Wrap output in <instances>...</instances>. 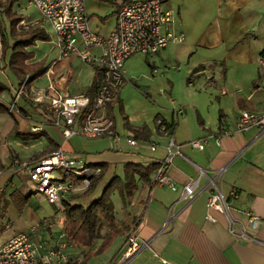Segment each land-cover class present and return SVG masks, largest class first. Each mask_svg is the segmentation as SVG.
<instances>
[{"label": "crops", "instance_id": "1", "mask_svg": "<svg viewBox=\"0 0 264 264\" xmlns=\"http://www.w3.org/2000/svg\"><path fill=\"white\" fill-rule=\"evenodd\" d=\"M126 1L87 0L90 27L108 34ZM165 7L173 11L175 30L184 39L153 55L135 54L144 56L146 65L138 58L131 63L134 77H125L108 107L116 137H66L50 122L44 105L32 100H46L52 84L69 96L93 94L101 76L97 68L76 55L61 56L49 37L27 47L32 56L12 66L7 49L0 64V102L4 91L13 93L28 77L18 101H28L35 112L18 103V112H9L12 123L0 140V173L24 177L22 162L40 160L57 148L101 167L89 194L75 191L67 199L91 203L102 181L104 186L111 182L110 216H100L91 246H79L94 253L83 264H264V130L253 126L221 134L218 144L212 137L222 128L232 131L240 110L264 112V72L257 60L264 50V0H167ZM16 11L25 24L36 19ZM35 125L39 131H32ZM130 137L135 145L127 141ZM195 139H203V149L191 145ZM169 141L179 149L166 169L175 189L155 183ZM191 179H196L195 196L189 200L181 189ZM214 187L229 203L227 214L206 206ZM36 206L37 199L29 197L23 213L44 228L40 239L45 244L61 245L68 238L63 214L62 227L54 233V218L39 217L33 211ZM248 212L258 218L254 228L247 226ZM207 213L213 219L206 218ZM229 217L237 229L247 226L249 237L232 235ZM112 230L111 242L101 248ZM133 235L143 246L117 262L122 245Z\"/></svg>", "mask_w": 264, "mask_h": 264}, {"label": "built area", "instance_id": "2", "mask_svg": "<svg viewBox=\"0 0 264 264\" xmlns=\"http://www.w3.org/2000/svg\"><path fill=\"white\" fill-rule=\"evenodd\" d=\"M40 14V19L54 32V43L61 56L76 55L83 62L95 67L100 72V81L93 94L69 96L61 86L49 85L46 100L33 97V102L43 104L50 113V122L62 130L64 136L74 134L86 138L113 135V118L108 114V107L117 98L119 88L125 79V60L135 54L153 55L171 42H181L182 33L175 30V16L165 7L167 0H127L116 11L115 25L104 35L93 30L88 21L85 3L87 0H28ZM24 24V21H21ZM42 23L40 26L42 27ZM44 26V25H43ZM43 28V27H42ZM94 49H99L97 53ZM1 50V49H0ZM258 64L264 72V50L258 55ZM26 77L15 88L13 100L6 105L11 113H17V100L25 95ZM32 91V89H30ZM1 100V97H0ZM157 124L164 126L160 119ZM257 126L264 130V112L240 110L231 131L222 128L219 134L212 135L219 143L221 134L246 131ZM35 125L32 131H39ZM131 145L134 138H128ZM191 145L203 149V139L191 141ZM154 149V145L150 146ZM179 153L178 146L172 141L167 145V155L160 160L155 183L176 185L166 174L173 157ZM25 171L26 189L37 192L53 204L61 214L65 211V201L75 191L85 190L101 174L98 165H90L80 156L57 148L44 158L22 162ZM196 179H191L182 186L181 196L192 199L195 196ZM235 195L233 190L230 193ZM228 201L222 192L214 187L207 198L209 210L228 213ZM248 228H254L258 218L248 212ZM206 218L213 219L209 213ZM235 221L229 217L228 231L239 239L249 237L247 226L236 228ZM250 225V226H249ZM39 222L31 224L0 244V264H83L84 252L78 245L65 240L61 245L45 244L38 232ZM144 243L135 235L130 236L118 254L117 262H123L136 253Z\"/></svg>", "mask_w": 264, "mask_h": 264}, {"label": "rangeland", "instance_id": "3", "mask_svg": "<svg viewBox=\"0 0 264 264\" xmlns=\"http://www.w3.org/2000/svg\"><path fill=\"white\" fill-rule=\"evenodd\" d=\"M13 8L14 10L18 9L19 12L23 14V16L27 15V16H32L33 18H36L32 20V22H29L25 25L20 23V27L22 29H27L29 27L37 26L42 23L45 26V31L47 32L50 38L49 40H52L54 42V32L52 28L40 19V14L38 12V9L33 3H30L28 0H18L14 3ZM1 17H2V29L0 30V49H1L0 54L3 50V47H5V44H6V49H5V54H6L7 49L9 48V44H10L9 23L5 17L3 16ZM4 58H5V55L4 57H0V64H3L2 62ZM137 58L139 59L140 62L142 61L143 64L146 65L144 56H140V55L133 56L132 55L128 57L124 62L125 77H130V76H132V78L134 77L135 75V73L133 72L134 66L133 64L131 65V63L135 61ZM127 62L129 63L128 65L129 70H128ZM13 93L10 94V92L4 91L3 93V96H4L3 103L4 104L7 105L13 100L14 98ZM17 103L18 105H21L24 108H26L30 113L35 112L33 105L29 104V102L24 100L23 98H20L19 101L17 100ZM11 123H12L11 113H9L7 109L6 111H0V140L2 139L4 132L9 128ZM0 170H2L1 167H0ZM9 175H11L10 172L0 173V190L4 187L6 178ZM14 181H16L15 182L16 188L14 187L13 189L12 187L13 183L10 182L9 183L10 187L5 188V191L0 196V244L6 238H8L9 235L15 230L25 228V227L28 228L31 224L36 223L34 222L32 217H29L28 219L26 215L23 213L25 212L24 208H25L26 202L23 205L19 204L23 201L22 194H27L28 198L30 197L33 200L37 199V206L33 210L34 213L38 215L39 217L50 216L54 218V221L51 224V230L54 233L59 232L63 224L61 213L57 211L56 208L53 207V205L49 204L48 201L41 194L37 192H28V190L26 189L27 182L24 177L15 176ZM104 183L105 181H102L101 185L98 187V190H99L98 194L100 195L102 194V192L105 190L106 186L108 185L107 184L104 186ZM98 194L95 197L91 196L93 198L92 200H95L96 198H98L100 196ZM79 203H82L85 208L89 206L90 204L87 202V199L84 201L81 200L79 201ZM45 233L46 232L44 228L41 226L38 232V236L41 238L42 236H44ZM83 254L85 257L86 251H84Z\"/></svg>", "mask_w": 264, "mask_h": 264}, {"label": "trees", "instance_id": "4", "mask_svg": "<svg viewBox=\"0 0 264 264\" xmlns=\"http://www.w3.org/2000/svg\"><path fill=\"white\" fill-rule=\"evenodd\" d=\"M17 0H0V30L2 29V17H5L9 23V36L11 43V55L9 57V65L25 60L32 56L30 51H27V47L33 45L36 40H47L48 34L44 28L39 26H32L27 29H22L20 23L23 20L22 15L18 14L14 10L13 6ZM5 47L0 54V57L5 55ZM7 107L0 102V111H6ZM102 172L98 175L91 184L82 192V194H89L99 181ZM15 175H10L6 180L4 187L0 190V196L5 191V188L10 187V182L13 183L12 187L16 188ZM111 188V182L106 186L102 194L93 200L86 208L79 203H71L68 200L65 201L64 217V230L68 237L67 239L72 241L78 246L89 247L96 238L97 223L100 216H110V199L109 192ZM23 201L19 203L23 205L28 200L27 194H22ZM113 230L111 235L105 240L101 248H105L109 245L113 237ZM93 251H86L85 260H88Z\"/></svg>", "mask_w": 264, "mask_h": 264}, {"label": "bare ground", "instance_id": "5", "mask_svg": "<svg viewBox=\"0 0 264 264\" xmlns=\"http://www.w3.org/2000/svg\"><path fill=\"white\" fill-rule=\"evenodd\" d=\"M40 93L37 94V97H39Z\"/></svg>", "mask_w": 264, "mask_h": 264}]
</instances>
